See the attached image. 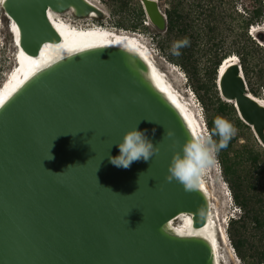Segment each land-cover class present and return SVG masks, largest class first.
Listing matches in <instances>:
<instances>
[{
    "label": "water",
    "instance_id": "95a60500",
    "mask_svg": "<svg viewBox=\"0 0 264 264\" xmlns=\"http://www.w3.org/2000/svg\"><path fill=\"white\" fill-rule=\"evenodd\" d=\"M141 2L166 32L160 0ZM1 5L33 63L0 97V264H221L205 169L193 191L166 179L174 153L198 129L145 53L121 41L63 43L50 11L106 18L93 0ZM217 83L264 146V101L241 61L220 69ZM136 126L158 154L113 165Z\"/></svg>",
    "mask_w": 264,
    "mask_h": 264
},
{
    "label": "trees",
    "instance_id": "16d2710c",
    "mask_svg": "<svg viewBox=\"0 0 264 264\" xmlns=\"http://www.w3.org/2000/svg\"><path fill=\"white\" fill-rule=\"evenodd\" d=\"M161 1L169 3L166 9L168 40L161 44L162 48L171 51L170 60L189 74L206 109L210 133L217 116L250 128L239 117L235 104L221 98L217 81L222 63L231 55H238L251 91L256 96L262 95L264 0H217L218 5L215 0L192 1L190 5L199 6L204 11L203 27L194 25L192 21L185 22L187 15L183 11L188 0ZM108 4L114 26L133 30L143 26L146 12L141 0H118ZM239 4L244 8L239 23L235 25L232 20L225 19L227 27H220L218 17L223 12L217 10L221 5H228L230 9V6ZM95 20L101 24L104 22L103 19ZM252 28L256 29L252 31ZM177 51L178 55L175 54ZM202 57L206 58L205 63L200 62ZM213 139L218 141L219 137L213 136ZM237 139L233 136L227 147L218 153L224 176L240 208V215L230 220L229 234L244 264H264V149L251 143L236 148ZM249 224L251 229H248ZM251 230H256L253 235Z\"/></svg>",
    "mask_w": 264,
    "mask_h": 264
},
{
    "label": "rangeland",
    "instance_id": "374dc122",
    "mask_svg": "<svg viewBox=\"0 0 264 264\" xmlns=\"http://www.w3.org/2000/svg\"><path fill=\"white\" fill-rule=\"evenodd\" d=\"M0 0V87L16 72L20 67V53H19V46L16 43V35L12 28V19L5 14V10L1 5ZM102 7H104L107 11V17L103 19V24L98 23L95 18H80L76 16L72 11H66L60 13V15H55L58 20H63L68 23H71L72 26H77L78 28H89V27H105V28H112L117 30H128V31H136L141 32L143 34V41L147 45H151L150 42L152 41L151 36H154V41L158 49L160 55L163 57L160 61V66L165 71H167L170 81L172 82L173 86L180 90L181 92L185 93L187 97H190L191 100L194 102V108L201 112L203 111V115L207 122V112L206 109L200 100L197 92L195 91L192 82L190 80L189 74L186 72L184 68L180 65L175 64L169 58L168 50L162 48V43L168 40L167 38V31L166 32H158L153 25L147 26L145 23L140 29L133 30L127 28H120L114 26V18L111 15V10L108 3L118 1V0H96ZM192 1L197 0H188L184 11L186 13V17L184 20L185 22L192 21L194 25L203 27V19H205V15L203 14L204 11L201 10L199 6L190 5L189 3ZM208 1V0H207ZM216 1V5H218V1ZM163 10L166 12L169 3L160 0ZM232 5V4H231ZM193 8V9H192ZM228 5H221V7L217 10L219 12H223V15L219 16L218 21L220 27H227V22L225 19L232 20V24L237 25L239 23V17H242L244 14V8L239 4L237 7ZM256 28H252V31ZM157 33V34H156ZM158 33H161L159 35ZM234 35L232 36V38ZM153 41V42H154ZM172 44H176V42H172ZM175 47V46H174ZM173 47V50L175 49ZM165 58V60H164ZM204 57L201 58L200 62L205 63ZM264 98V91L260 96ZM208 125V124H207ZM234 125L237 129L235 134L238 139L235 142V147L238 148L245 143H251L255 145L257 148L261 150L264 149V146L258 141L252 127H247L238 123L237 121L234 122ZM205 176L209 183L210 190L212 192L213 203L215 208L218 210L219 216L217 219L218 222L223 224L224 228L227 230L228 240L227 242L220 241V251H221V264H244V261L240 258L237 254L236 249L233 245L232 239L229 234V223L231 220L232 214L236 216L240 215L237 212H234L235 206L238 207L239 205L236 202L234 192L230 188L222 169V165L219 159V155L217 154L216 160L213 164L205 169ZM251 224L248 225V229H251ZM256 230H251V233H255Z\"/></svg>",
    "mask_w": 264,
    "mask_h": 264
},
{
    "label": "clouds",
    "instance_id": "9594fccd",
    "mask_svg": "<svg viewBox=\"0 0 264 264\" xmlns=\"http://www.w3.org/2000/svg\"><path fill=\"white\" fill-rule=\"evenodd\" d=\"M175 54L178 55L179 52L177 51ZM236 132L237 129L231 121L224 117L217 116L214 120V129L211 134L192 135L182 145L181 150L174 153L166 179L169 182L175 180L182 184L185 191L196 190L199 177L203 170L215 162L219 151L227 147L229 141L235 136ZM174 135V132L167 130L166 136L171 137ZM213 136H218L219 140H214ZM118 147L120 154L115 157H110V160L113 165L125 169L130 168L133 162L141 159L144 161L150 160L154 155L158 154L159 151L158 146L154 145L147 137L146 130L140 131L137 126L124 134ZM52 158L50 153V158L48 160ZM70 167L74 166H68V168ZM63 172L54 174L60 175ZM107 189L112 191L110 188ZM114 193L120 195L119 193ZM234 212L240 213L237 206H235ZM231 217L235 218L236 215L232 214Z\"/></svg>",
    "mask_w": 264,
    "mask_h": 264
},
{
    "label": "bare ground",
    "instance_id": "6f19581e",
    "mask_svg": "<svg viewBox=\"0 0 264 264\" xmlns=\"http://www.w3.org/2000/svg\"><path fill=\"white\" fill-rule=\"evenodd\" d=\"M93 1H96V0H93ZM5 14L7 16H9L6 12H5ZM49 15H50V19H51L52 23L54 24V26H56L59 29V31L61 32V34L63 36V43L66 45H73L76 43H81L83 41H89L92 39L121 41V42L129 43V44H132V45L138 47L143 53H145V55L149 58V60L152 63V60H151L152 56L150 55L149 50H147V48L139 46L140 45L139 41L137 38H135V35H129L128 32H119L117 29H112V28L110 29V28H105V27H94L93 26V27H89V28H78L77 26H72L71 23H68V22L63 21V20H58L55 17V15H58V16L60 15V13H58V12L50 11ZM12 23H13L12 28H13V31L15 32V35H16V43L19 46V53H20V56H19L20 63L19 64H20V67L16 72L13 73L11 78H9L2 85V87H0V97L2 95H4L5 93H7V91L9 89H11L14 85H16L19 81H21L23 79L26 71L31 67V65L33 63V58L30 57L29 55H27L23 51V49L20 47L19 29L17 27L16 22L13 19H12ZM233 56L235 59H233ZM237 56L238 55H231L230 57H228L222 63V65H221L222 67L220 69L223 71L224 68L233 60H240ZM153 66H154V64H153ZM154 68L157 71V73L159 74V76L162 78V80L167 84V86L170 88V90L174 93V91L172 90V86L168 82V80H166V77L162 73H160V71L158 70V68L156 66H154ZM180 93L182 94V97L185 99V102L187 104V105L185 104L186 105L185 108L187 109V111L191 112L190 116L193 119V121H194V123L198 129L199 135L200 134H211L209 131L207 122L204 119V116L201 115V113H199L194 108L195 107L194 102L191 100V98L187 97L186 94L181 92V91H180ZM257 97H259V96H257ZM259 98L264 101V98H262V97H259ZM181 102H182V100H181ZM212 200H213V198H212ZM213 213L215 215V218H216V221L218 224V230H219V234H220L219 238L221 239V241L226 243L228 240V235H227L228 233H227V230L224 228L222 222H221V224L218 222L219 220L217 219V217L219 216V214H218V210L215 208L214 203H213ZM218 248H219L218 251H219L220 260H221L220 243L218 245Z\"/></svg>",
    "mask_w": 264,
    "mask_h": 264
},
{
    "label": "built area",
    "instance_id": "2783aa9c",
    "mask_svg": "<svg viewBox=\"0 0 264 264\" xmlns=\"http://www.w3.org/2000/svg\"><path fill=\"white\" fill-rule=\"evenodd\" d=\"M144 23L147 25V26H151V22L149 20V18L147 17L146 15V19L144 20ZM119 32H128L129 35H135V38L138 39L139 41V46H142L144 48H147V50H149L150 52V55L152 56L151 57V60H152V63L154 64V66H156L158 68V70L160 71V73H162L165 77H166V80H168V82L171 84L172 86V90L174 91V93L179 97L180 101L182 100V103L184 106H186V102H185V99L182 97V94L180 93V91L178 89H176L172 82L170 81V77L167 73V71H165L163 68H161L160 66V61L161 59H163V57L160 55L159 53V49L158 47L155 45V44H152V43H155L154 41V36H151V39L152 41L150 42L151 45H147L144 41H143V34L141 32H136V31H128V30H118ZM154 41V42H153ZM145 45V46H144ZM161 58V59H160ZM165 60V58H164ZM186 104V105H185ZM190 114L191 112L188 111ZM199 112V111H198ZM201 113V115H203V111L199 112ZM204 116V115H203ZM205 119V117H204ZM206 120V119H205Z\"/></svg>",
    "mask_w": 264,
    "mask_h": 264
},
{
    "label": "snow or ice",
    "instance_id": "6c2138e0",
    "mask_svg": "<svg viewBox=\"0 0 264 264\" xmlns=\"http://www.w3.org/2000/svg\"><path fill=\"white\" fill-rule=\"evenodd\" d=\"M233 59H235V58L233 57Z\"/></svg>",
    "mask_w": 264,
    "mask_h": 264
}]
</instances>
